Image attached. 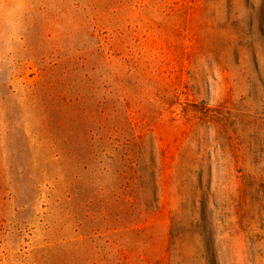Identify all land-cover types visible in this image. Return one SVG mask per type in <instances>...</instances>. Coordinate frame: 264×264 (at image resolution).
<instances>
[{
    "label": "rangeland",
    "instance_id": "374dc122",
    "mask_svg": "<svg viewBox=\"0 0 264 264\" xmlns=\"http://www.w3.org/2000/svg\"><path fill=\"white\" fill-rule=\"evenodd\" d=\"M0 264H264V0H0Z\"/></svg>",
    "mask_w": 264,
    "mask_h": 264
}]
</instances>
